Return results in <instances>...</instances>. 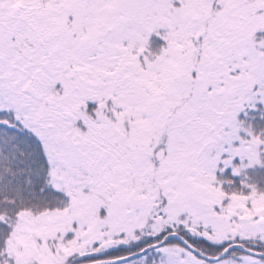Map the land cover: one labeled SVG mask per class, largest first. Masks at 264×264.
<instances>
[{
    "label": "snow or ice",
    "instance_id": "6c2138e0",
    "mask_svg": "<svg viewBox=\"0 0 264 264\" xmlns=\"http://www.w3.org/2000/svg\"><path fill=\"white\" fill-rule=\"evenodd\" d=\"M0 264H264V0H0Z\"/></svg>",
    "mask_w": 264,
    "mask_h": 264
}]
</instances>
